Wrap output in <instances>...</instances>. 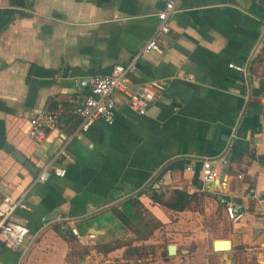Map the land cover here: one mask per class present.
Listing matches in <instances>:
<instances>
[{
    "label": "crops",
    "instance_id": "crops-1",
    "mask_svg": "<svg viewBox=\"0 0 264 264\" xmlns=\"http://www.w3.org/2000/svg\"><path fill=\"white\" fill-rule=\"evenodd\" d=\"M163 1L0 0V183L11 196L25 191L26 208L13 215L28 228L20 248L0 247V264H67L70 226L94 233L88 249L97 255L125 253L93 245L130 234L110 210L130 197L160 221L142 241L156 249L150 264H264V0H179L158 50L142 53L128 76L134 88L156 84L145 113L116 95L114 120L96 119L80 137L71 136L69 112L39 140L27 133L36 111L86 91L79 77L129 60ZM205 158L224 173L211 189L197 184ZM48 160L65 173L34 181ZM149 187L194 198L170 209L150 199ZM227 203L244 210L235 222ZM220 238L228 248L212 246Z\"/></svg>",
    "mask_w": 264,
    "mask_h": 264
},
{
    "label": "built area",
    "instance_id": "built-area-1",
    "mask_svg": "<svg viewBox=\"0 0 264 264\" xmlns=\"http://www.w3.org/2000/svg\"><path fill=\"white\" fill-rule=\"evenodd\" d=\"M179 0H164L161 8L155 12L157 23L143 42L141 47L133 56L124 63H113L106 73H89L77 79L79 86L85 88V92L75 95L66 103L56 102L51 109L38 110L29 118L27 133L36 140L43 137L44 131L55 127L60 123V116L69 112L78 117V122L71 131V136L80 137L81 133L96 119H102L106 123L114 120L117 110V101L115 96L121 97V102L129 109L143 114L146 112L150 102L154 98L156 91L154 83H145L134 88L129 82V74L136 69L138 57L145 52L158 50L159 37L167 33L169 26L168 17L173 13ZM237 70H243L242 65H236L232 62L227 64ZM63 153L61 148L57 155ZM65 157L68 154L63 153ZM65 173V168L56 165L52 160L44 162L34 177V181H43L48 174L61 176ZM219 170L216 164L208 159H202L199 170V180L202 182H213L218 177ZM25 191L16 196L7 193L0 183V247L12 249L20 248L28 232L26 224L14 217V211L17 208H26L24 201ZM264 202V195L261 197ZM226 218L230 222L237 221L243 215V208H235L234 204L224 205ZM69 230L74 238L81 244H87L94 233L89 231L81 233L75 226H70Z\"/></svg>",
    "mask_w": 264,
    "mask_h": 264
},
{
    "label": "trees",
    "instance_id": "trees-1",
    "mask_svg": "<svg viewBox=\"0 0 264 264\" xmlns=\"http://www.w3.org/2000/svg\"><path fill=\"white\" fill-rule=\"evenodd\" d=\"M52 105L51 107H53ZM72 115L71 127L74 128L78 122V117ZM149 188L150 199L170 209L181 210L188 206L194 198V194L179 188H173L170 197H165L162 192L157 191L154 187ZM110 210L120 225L125 227L130 234L121 238L95 243L93 247L102 253H106L120 245H124L125 252H137V255L134 253L137 258L147 255L145 251L141 254L142 249L146 246H153L144 244L142 241L152 234V231L160 225V221L148 212L136 197L125 198L118 205L111 206ZM133 241H141V243L135 244Z\"/></svg>",
    "mask_w": 264,
    "mask_h": 264
},
{
    "label": "rangeland",
    "instance_id": "rangeland-1",
    "mask_svg": "<svg viewBox=\"0 0 264 264\" xmlns=\"http://www.w3.org/2000/svg\"><path fill=\"white\" fill-rule=\"evenodd\" d=\"M183 232H185V230H183ZM74 240L75 247L71 251L72 257H70V260L67 261V264H150L151 262H154L155 259H157L156 257L154 258L156 252V249L154 247H144V249H142L141 251V254L145 251L147 252V255L139 257V259L137 260V257L134 255V253L137 255V252L123 253V251H115L102 256L93 253V250H89L88 248H90L91 245H89L88 243L86 245H79L81 243H79L76 239ZM86 253H88L89 255L86 261H79L86 255ZM236 264H255V262L245 259L243 260V262L241 260H238Z\"/></svg>",
    "mask_w": 264,
    "mask_h": 264
},
{
    "label": "water",
    "instance_id": "water-1",
    "mask_svg": "<svg viewBox=\"0 0 264 264\" xmlns=\"http://www.w3.org/2000/svg\"><path fill=\"white\" fill-rule=\"evenodd\" d=\"M4 149L6 151H9L11 156L14 157L17 161L22 162L24 166L30 170L31 172H36L37 167L34 166L32 162L26 159V157L19 152L17 149L13 148L9 144H5ZM224 176V173L221 172L218 174V177L213 181V182H202L200 180L197 181V184L199 186H202V188H208L211 189L213 187V184L216 183L217 181H220ZM212 246L215 249H226L229 247V240L227 238H220L216 239L213 241ZM166 251L168 254H173L174 253V245L173 244H168L166 246Z\"/></svg>",
    "mask_w": 264,
    "mask_h": 264
}]
</instances>
